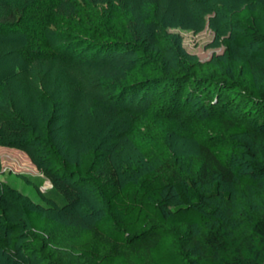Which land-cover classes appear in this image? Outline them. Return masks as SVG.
Returning <instances> with one entry per match:
<instances>
[{
  "label": "rangeland",
  "instance_id": "rangeland-1",
  "mask_svg": "<svg viewBox=\"0 0 264 264\" xmlns=\"http://www.w3.org/2000/svg\"><path fill=\"white\" fill-rule=\"evenodd\" d=\"M30 1L0 0V25L13 21ZM77 2L98 14L134 50L101 53L61 36L58 29L50 37L59 50L57 57L29 67L16 52L24 43L22 34L0 32V235L7 238L0 247V264L54 260L44 236L28 228L19 206L22 201L70 224L90 225L106 210L92 180L77 175L60 180L61 172L48 160L52 149L67 167L102 143L109 159L96 177L113 176L120 183L167 163L184 178L223 179L203 147L223 133L224 116L208 112L203 96L189 93L188 76L199 82L207 97L215 94L214 88L220 89L226 112L234 119L245 118L252 130L260 131L262 111L248 103L244 84H231L214 60L234 29V12L245 5L264 9V0ZM59 12L70 14L68 1ZM134 80L152 88L130 92ZM24 144L28 146L18 147ZM230 160L236 167L246 165L242 154H231ZM223 185L230 190L231 210L237 213L252 216L264 201V180L255 189L233 178ZM9 225L17 233L9 231ZM176 231L195 238L203 232ZM12 235H17L14 247Z\"/></svg>",
  "mask_w": 264,
  "mask_h": 264
},
{
  "label": "trees",
  "instance_id": "trees-1",
  "mask_svg": "<svg viewBox=\"0 0 264 264\" xmlns=\"http://www.w3.org/2000/svg\"><path fill=\"white\" fill-rule=\"evenodd\" d=\"M64 1L31 0L13 21L0 25L3 35L20 33L24 37L16 51L24 66L57 57L59 50L51 45L50 37L58 29H62L61 36L101 53L112 54L121 48L134 50L98 14L77 0H66L69 15L60 13ZM232 18L234 29L224 39V50L214 61L231 84H244L248 103L255 111H262L260 131L252 130L245 118L234 119L226 112L220 89L214 88L215 94L207 97L199 82L188 76L185 83L189 93L195 91L203 96L208 112L224 116L223 133L203 147L223 179L207 182L209 178L203 176L184 178L179 169L167 163L144 172L136 180L120 183L113 176L96 177L109 159L104 144L82 156L78 164L67 167L52 149L48 160L51 168L61 172L60 180L65 175L92 180L106 206L93 223L82 225L55 220L28 202L19 204L28 228L44 236L51 247L52 264H264V201L252 216L237 213L231 210L230 190L223 185L233 178L255 189L264 180V9L245 5ZM129 86L134 89L130 92L139 94L152 88L150 83L137 80ZM231 154L244 155L245 169L231 164ZM201 170H206L204 163ZM58 183L55 181V186ZM178 228H198L203 232L200 238L190 233L182 236ZM9 231L17 233L12 225ZM6 240L0 235V247L6 245ZM10 240L14 247L17 235Z\"/></svg>",
  "mask_w": 264,
  "mask_h": 264
}]
</instances>
